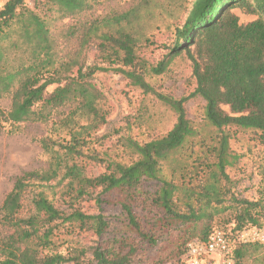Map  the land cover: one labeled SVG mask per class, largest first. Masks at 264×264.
Instances as JSON below:
<instances>
[{"label":"trees","instance_id":"obj_1","mask_svg":"<svg viewBox=\"0 0 264 264\" xmlns=\"http://www.w3.org/2000/svg\"><path fill=\"white\" fill-rule=\"evenodd\" d=\"M100 1L44 0L41 13L26 0H7L0 9V100L11 99L8 110L0 105V127L51 123L40 140L48 168L19 175L0 206V228L8 231L0 234V264H133L141 248L174 236L185 253L188 243L207 240L218 218L231 226L217 228L233 233L264 227V0H193L165 45L138 9L96 15ZM236 8L258 17L242 23ZM54 12L76 19L62 29L78 44L66 56ZM156 48L166 53L155 61ZM89 52L98 63L88 64ZM181 57L191 63L194 88L176 96L161 77ZM109 71L169 110L172 127L147 128L139 138L128 123L99 135L113 109L95 79ZM194 97L204 101L200 122L186 107ZM146 112L139 130L148 127ZM243 133L263 148L254 199L230 174L242 157L231 141ZM92 201L120 206L113 236L105 238L112 227L104 214L86 210ZM261 248L236 243L233 264Z\"/></svg>","mask_w":264,"mask_h":264},{"label":"rangeland","instance_id":"obj_2","mask_svg":"<svg viewBox=\"0 0 264 264\" xmlns=\"http://www.w3.org/2000/svg\"><path fill=\"white\" fill-rule=\"evenodd\" d=\"M192 1L177 0L171 3V0H101L95 6V14L105 15L138 9L143 20L151 26L150 32L156 36L158 45H165L173 41L174 28L184 21L187 15L186 10ZM6 2L7 0H0V9ZM26 5L41 13L47 8V5H44V0H26ZM234 12L242 23L258 17L257 14L249 13L241 8H236ZM51 16L54 18L52 29L61 45V54L66 56L74 51L78 44L74 40H67L62 35V29L76 19L61 18L60 14L55 12ZM145 29L147 28L145 27ZM164 53H166L164 48H156L151 54V58L156 61ZM96 63L98 60L94 52H89L88 64ZM191 75L190 61L181 57L175 60L170 73L161 77V80L168 91H172L176 96L188 95L194 88ZM95 80L113 109L108 126L101 130L99 135L107 133L109 136L117 129H126L127 124L132 123V135L144 138L147 128L163 132L174 124L175 117L169 110L156 104L150 98L145 99L141 91L132 87L122 74L114 71L101 72L96 75ZM0 105L8 110L11 105L10 96L3 97L0 100ZM203 105L204 101L200 97L191 98L186 104L189 117L200 122L203 118ZM145 109L147 112L144 120L148 121V127H142V130H139L135 127V123ZM149 115L152 116L150 120L147 119ZM50 128L51 123H22L18 130H14L13 126L8 123L0 127V206L19 175L30 170L48 168L49 155L44 152L40 140L49 135ZM231 147L242 157L238 166L230 170V174L239 181L238 191L240 194L243 197L254 199L258 196L257 188L260 181L258 162L263 148L251 140L249 133H243L238 138L232 139ZM94 171H98V168L96 167ZM150 186L151 183H147V187ZM85 208L90 213L104 214L111 223V231L105 235V238L113 236L121 226V209L114 202H104L101 205H97L95 201L87 202ZM218 219L215 220L214 227L231 226V223L225 224L223 219ZM6 232L8 231L0 228V234L5 235ZM175 234L177 235L178 232ZM182 242V237L174 236L171 243L159 241L154 247L141 248L133 264H186ZM213 261L218 262V258ZM243 264H264V248L254 254L253 258L249 256Z\"/></svg>","mask_w":264,"mask_h":264},{"label":"built area","instance_id":"obj_3","mask_svg":"<svg viewBox=\"0 0 264 264\" xmlns=\"http://www.w3.org/2000/svg\"><path fill=\"white\" fill-rule=\"evenodd\" d=\"M258 242L264 246V227H247L236 233L214 228L206 241L195 239L188 243L184 255L186 264H233L236 243ZM218 258V262L215 260Z\"/></svg>","mask_w":264,"mask_h":264}]
</instances>
